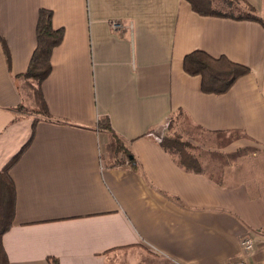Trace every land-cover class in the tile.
Returning <instances> with one entry per match:
<instances>
[{
  "label": "crops",
  "instance_id": "obj_1",
  "mask_svg": "<svg viewBox=\"0 0 264 264\" xmlns=\"http://www.w3.org/2000/svg\"><path fill=\"white\" fill-rule=\"evenodd\" d=\"M243 1L264 23V0ZM40 9L64 32L41 84L49 117L26 112L35 104L19 77ZM0 36L10 54L8 69L0 46V170L37 120L8 173L9 264H222L264 228V175L195 174L154 138L182 110L205 133H242L233 146L255 147V168L264 158V25L199 16L184 0H0ZM194 51L251 73L226 94H203L200 77L182 68ZM105 119L136 168L114 155Z\"/></svg>",
  "mask_w": 264,
  "mask_h": 264
},
{
  "label": "trees",
  "instance_id": "obj_2",
  "mask_svg": "<svg viewBox=\"0 0 264 264\" xmlns=\"http://www.w3.org/2000/svg\"><path fill=\"white\" fill-rule=\"evenodd\" d=\"M184 1L187 2L190 5L192 11L199 16L245 20L264 25L262 19L249 5L246 6L250 8V15L248 14L247 16L239 15L236 17H229L224 13L222 14L218 10L212 9L211 0ZM239 1L241 2L243 0ZM243 3L245 2L243 1ZM35 36L36 46L29 60L27 70L19 77H22L26 81V84H29L28 86L33 95L35 107L38 109L37 114L49 117L48 109L41 92V84L51 73L52 65L50 59L52 52L61 44L64 37V32L62 29H53L51 11L45 9L39 10ZM0 46L5 56L7 67L10 69L9 50L6 42L1 38V36ZM182 68L185 74L189 76L200 77V89L203 94L216 96L226 94L240 78L251 73L249 68L234 63L224 56L213 57L203 51H194L186 55L183 59ZM39 108L41 109V112H39ZM105 121L106 124L103 126V124L101 125V122L99 124V128L107 130L111 133L114 141V153L116 157H122V160L128 159V165L132 168H136L135 161L131 157L129 158L128 151L124 149L123 144L112 132L111 128L109 127L108 120L105 119ZM36 124L37 120H34L32 123L29 140L0 170V264H9L2 246V236L11 228L15 211V187L8 173L10 169L19 161L25 150L31 145ZM186 125L196 128L192 125L187 115L182 110H179L169 119V131L176 130L180 135ZM178 133H176V136L169 134L164 135L162 141L160 142L161 147L169 154L175 156L178 164L185 170L195 174H205L198 158L189 152V143L185 141L182 138V135L180 136ZM227 133H235L240 135L237 139L245 137L239 131ZM250 149H252L253 152L256 150L255 148ZM50 264L59 263L56 260H51Z\"/></svg>",
  "mask_w": 264,
  "mask_h": 264
},
{
  "label": "rangeland",
  "instance_id": "obj_3",
  "mask_svg": "<svg viewBox=\"0 0 264 264\" xmlns=\"http://www.w3.org/2000/svg\"><path fill=\"white\" fill-rule=\"evenodd\" d=\"M211 8L220 11L222 14L229 17L247 16L251 14L250 8L246 3L239 0H211ZM29 84H26V90L31 91ZM28 105V104H25ZM29 115L37 113L38 109L34 106L29 107L26 112ZM39 112L41 109L39 108ZM176 130L169 131V126L164 131V135L176 136ZM179 134V133H178ZM163 135V137H164ZM180 135V134H179ZM182 138L189 143V152H191L200 161L203 172L212 179L222 182L223 179L232 174L241 175L247 172L250 176L245 175L246 178L251 180L255 177L264 175V158L260 159L254 164L255 168L251 169L253 164L249 163V157H253V152L250 148L243 147L237 149L233 146L234 141L240 136L235 133H205L196 128L186 125L181 133ZM180 135V136H181ZM241 139V138H239ZM115 155V153H114ZM116 156V155H115ZM260 172V173H259Z\"/></svg>",
  "mask_w": 264,
  "mask_h": 264
},
{
  "label": "built area",
  "instance_id": "obj_4",
  "mask_svg": "<svg viewBox=\"0 0 264 264\" xmlns=\"http://www.w3.org/2000/svg\"><path fill=\"white\" fill-rule=\"evenodd\" d=\"M115 29L118 27L115 23L112 24ZM169 122L161 125L160 129L154 133V138L157 142L163 139L164 131L167 129ZM241 255L234 259L223 262L222 264H264V228L256 235H245L241 242ZM170 264H180L173 263Z\"/></svg>",
  "mask_w": 264,
  "mask_h": 264
}]
</instances>
